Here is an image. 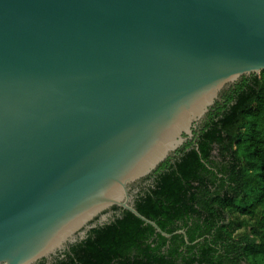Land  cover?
Masks as SVG:
<instances>
[{
  "label": "water",
  "instance_id": "water-1",
  "mask_svg": "<svg viewBox=\"0 0 264 264\" xmlns=\"http://www.w3.org/2000/svg\"><path fill=\"white\" fill-rule=\"evenodd\" d=\"M263 70L264 0H0V264L50 257L114 206L171 237L132 186Z\"/></svg>",
  "mask_w": 264,
  "mask_h": 264
},
{
  "label": "trees",
  "instance_id": "trees-1",
  "mask_svg": "<svg viewBox=\"0 0 264 264\" xmlns=\"http://www.w3.org/2000/svg\"><path fill=\"white\" fill-rule=\"evenodd\" d=\"M202 120L132 186L136 209L171 237L114 206L58 264H264V70L225 88Z\"/></svg>",
  "mask_w": 264,
  "mask_h": 264
},
{
  "label": "flooded vegetation",
  "instance_id": "flooded-vegetation-1",
  "mask_svg": "<svg viewBox=\"0 0 264 264\" xmlns=\"http://www.w3.org/2000/svg\"><path fill=\"white\" fill-rule=\"evenodd\" d=\"M202 125H203V120H201L200 122H198L196 124V126L194 127V130H193V133H194V131H199V129L202 127ZM139 186H141V183H139ZM137 190L139 191L138 188H135V189L132 188L133 196H135L138 193V192L136 193ZM99 219L100 218H97L96 220H99ZM84 231H85V235L83 238H81V236H80L81 232L77 233V241L75 243L85 239L90 230H84ZM75 243H69V244L67 243L61 250H58L56 253L52 254L48 258H43V259L39 260L35 264H58L60 261L68 259V251H70L71 245H73Z\"/></svg>",
  "mask_w": 264,
  "mask_h": 264
}]
</instances>
